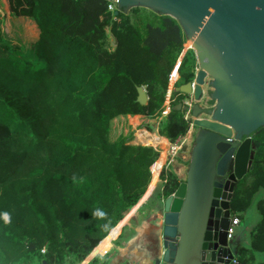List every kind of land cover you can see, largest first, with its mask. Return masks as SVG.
I'll list each match as a JSON object with an SVG mask.
<instances>
[{"label": "trees", "instance_id": "16d2710c", "mask_svg": "<svg viewBox=\"0 0 264 264\" xmlns=\"http://www.w3.org/2000/svg\"><path fill=\"white\" fill-rule=\"evenodd\" d=\"M113 0H8L0 12V264H79L145 194L158 148L134 142L133 133L112 138L114 120L159 118L171 142L190 128L174 109L173 91L163 114L170 78L192 81L198 61L185 53L179 21ZM36 25V37L11 36L6 17ZM144 87L147 100L139 98ZM213 103V101H212ZM154 132L155 126L144 125ZM152 170V171H151ZM162 194L180 183L168 168ZM264 192V127L254 132L251 166L231 199L243 219ZM103 211V217L93 215ZM249 243L236 247L231 264H264V195ZM243 238V234L239 232Z\"/></svg>", "mask_w": 264, "mask_h": 264}, {"label": "water", "instance_id": "95a60500", "mask_svg": "<svg viewBox=\"0 0 264 264\" xmlns=\"http://www.w3.org/2000/svg\"><path fill=\"white\" fill-rule=\"evenodd\" d=\"M117 4L124 11L142 6L176 18L199 67L192 81L174 90L192 97L195 107L206 106L210 95L215 101L211 116H194L200 130L186 180L172 194L162 195L164 218L154 264H231L235 253L227 238L230 202L250 169L254 132L264 127V0ZM138 90L145 102L144 87ZM174 109L193 107L180 102Z\"/></svg>", "mask_w": 264, "mask_h": 264}, {"label": "crops", "instance_id": "0c3cea01", "mask_svg": "<svg viewBox=\"0 0 264 264\" xmlns=\"http://www.w3.org/2000/svg\"><path fill=\"white\" fill-rule=\"evenodd\" d=\"M177 72V70H176ZM175 72V73H176ZM178 73H176L177 77ZM140 118L143 116L136 115ZM128 118H133L132 116H127ZM157 135L164 140L170 142L166 137L156 134V132H150L146 129L144 132H138L137 136L140 140L148 138L147 134ZM153 133V134H152ZM168 154V157H167ZM161 157L155 163L158 164L157 173L152 170V180L139 202L127 213V215L115 226L109 234L99 243L97 247L79 264H118L121 262L129 261L130 257H135L136 261H141L144 263H154V238L157 240L156 231L150 232V224L159 218V213H157L155 206L156 203H161L162 199V185L163 181L160 178L161 170L165 167L172 169L178 176L180 182L185 181L187 178V172L189 168L191 152L183 154L182 157H170L169 151H160ZM158 196L157 200L154 198ZM246 213V212H245ZM244 213V214H245ZM245 220H241L240 225L237 227L236 232L243 234V238L246 243L250 241V231L255 226L245 227V230L241 229V225ZM259 220V219H258ZM256 220L255 224L258 222ZM156 224V223H155ZM149 227V230H147ZM130 228L132 230L130 237H126L125 229ZM147 230V231H145ZM145 231V232H144ZM147 233L149 234V245L147 248H142L140 245L141 236ZM235 253V251L233 250ZM130 260V261H135Z\"/></svg>", "mask_w": 264, "mask_h": 264}, {"label": "rangeland", "instance_id": "374dc122", "mask_svg": "<svg viewBox=\"0 0 264 264\" xmlns=\"http://www.w3.org/2000/svg\"><path fill=\"white\" fill-rule=\"evenodd\" d=\"M113 1H115V0H113ZM7 11H8V0H0V12L4 13ZM20 24H22V28H23L27 37H29V38H35L36 37V25L32 21L27 20V19L18 20L16 17H10V16L6 17V26L9 29V34L11 36H18V35L23 34L21 27H20L21 26ZM190 48H192V47L188 48V42L186 40L183 53H185ZM192 49H194V48H192ZM177 67H178V65H177ZM177 67L175 68L174 72H176ZM198 67H197V69H198ZM197 69H196V71H197ZM177 80H178V78L172 79V77H171V81H170L169 89H168V93H167V97L168 96L171 97L169 101H174V99H175V98H173L172 93H173V91H175L174 88L176 86ZM182 102L188 103V105H185V106L193 107V105H194V100L191 99V97L189 95L183 94ZM164 109H166L168 111L167 113H169L170 109H171V104L167 107H164ZM183 111H184L185 118L190 122V128H189L188 133L184 137H181L174 142H171L166 137L170 141L168 143V141L164 140L163 138L158 137L157 135H151L149 133L147 134L148 138L144 139L145 141H142L138 138V136H137L138 132H144V130L146 129L144 125L155 126L156 130L154 132H156V134L161 135L158 131L159 123H160L159 121H160L161 117H159V118H147V117L140 118L138 116H132L133 118L119 117V118L114 120L113 129H112V138L116 139L122 134L125 135V134L132 132L133 136H134V140H133L134 142H137V143L140 142L143 144L152 145L155 148H158V150L161 151V154H162V152H165V153L168 152L169 148L171 147V144L177 145L178 146V153L176 154L175 158L182 157L183 154H185V153L189 154L192 151V147L194 145L195 137L198 133L197 128L191 124L192 109H185ZM161 136H164V135H161ZM167 157H168V154H167ZM263 195H264L263 190L258 192L257 195L255 196L254 200H253L251 207L247 210V212L245 214H243L245 216V220H244L243 224L241 225L242 226L241 229L245 230V227L254 226L256 220L259 219L260 215H259V212L257 210V202L260 198H262ZM157 198H158V196L156 195V197L154 198V201L157 200ZM155 209H156L157 213H159V218H161L162 217V210H163L162 204L156 203ZM159 218L158 219L156 218V220H154V222H152V224H150V232H152V230L155 232V230H156L155 227H157L155 225V223H159V221H160ZM147 230H149V227ZM147 230H145V231H147ZM131 232H132V230L130 228H126L125 229L126 237H130ZM239 235H240L239 232H236L234 237L230 240V246H231L232 250H235L237 246H239L245 242V239L240 237ZM141 237H142L141 238L142 240L140 242V245L143 246L142 247L143 249L147 248V245H149V241H151V240H149V234L144 233ZM153 241L154 242H152V243H153V245H155L157 242L156 239L154 238ZM135 259H136L135 257H130L127 260L130 261V260H135Z\"/></svg>", "mask_w": 264, "mask_h": 264}, {"label": "built area", "instance_id": "2783aa9c", "mask_svg": "<svg viewBox=\"0 0 264 264\" xmlns=\"http://www.w3.org/2000/svg\"><path fill=\"white\" fill-rule=\"evenodd\" d=\"M116 3H117V0L113 1V3L110 5V9H113ZM176 78H178V75ZM170 81H171V78H170ZM170 98H171L170 96L166 97L165 107H167L171 104L172 101H169ZM184 104L188 105V103H185V102H184ZM167 112L168 111L166 109L163 110V114H166ZM168 151H169L170 157H175L176 154L178 153V146L171 144V147L169 148ZM240 223H241L240 218L235 217V216L231 217V223H230L229 229L227 230V234H228L227 238L229 241L234 237V235L236 233V228L240 225ZM118 264H154V263H144V262H139V261H125V262H121Z\"/></svg>", "mask_w": 264, "mask_h": 264}, {"label": "flooded vegetation", "instance_id": "af4514ba", "mask_svg": "<svg viewBox=\"0 0 264 264\" xmlns=\"http://www.w3.org/2000/svg\"><path fill=\"white\" fill-rule=\"evenodd\" d=\"M191 99H192V97H191ZM212 101H213V103H212ZM205 103H206V106H199V105H198V107H195V102H194L193 110H192V112H191V114H192V116H193V117L191 118V124H192L193 126H195V127L197 128L198 131L200 130V127L197 126V125L194 123V121H195L194 116H200V115H203V114L208 115V116H211V114H210V110L213 108L215 101H214V99H213V98L211 97V95H210V98H209L208 100H206ZM211 118H212V117H211ZM163 218H164V211L162 210V217L159 218V219H160L159 223H156V224H155V225L157 226V227H155V228H156V230H155L156 233H158L159 230H160V227H161V224H162ZM154 259H155V256H154Z\"/></svg>", "mask_w": 264, "mask_h": 264}, {"label": "clouds", "instance_id": "9594fccd", "mask_svg": "<svg viewBox=\"0 0 264 264\" xmlns=\"http://www.w3.org/2000/svg\"><path fill=\"white\" fill-rule=\"evenodd\" d=\"M93 215L97 217H103L105 213L103 211L97 210L96 212L93 213ZM0 218H2L5 223H8L10 221V217L7 212L0 213Z\"/></svg>", "mask_w": 264, "mask_h": 264}]
</instances>
